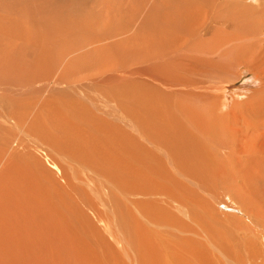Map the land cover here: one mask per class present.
<instances>
[{"label":"rangeland","instance_id":"rangeland-1","mask_svg":"<svg viewBox=\"0 0 264 264\" xmlns=\"http://www.w3.org/2000/svg\"><path fill=\"white\" fill-rule=\"evenodd\" d=\"M224 1L37 0L22 27L7 11L0 264H264L263 21Z\"/></svg>","mask_w":264,"mask_h":264},{"label":"bare ground","instance_id":"bare-ground-1","mask_svg":"<svg viewBox=\"0 0 264 264\" xmlns=\"http://www.w3.org/2000/svg\"><path fill=\"white\" fill-rule=\"evenodd\" d=\"M37 0H0V28H3L4 26H6V24H7V22L9 21V20H11L14 24H15V20H14V18H13V16H11V15H9V12L10 11H23L24 12V14L22 15L23 17L20 19V24L19 25H16V26H18V27H22L23 26V24H22V22H23V20L24 19H26V20H29V21H33V23H36V21H37V19L39 18V16L34 12V8L36 7V5H35V2H36ZM82 2H83V0H81ZM256 2H258L259 0H255ZM42 2V4H44V1H41ZM75 2L76 3H80V0H75ZM165 3H167L168 4V2H170V1H164ZM87 3V0H85L84 2H83V4L82 5H85ZM223 5H224V8L225 9H227V10H229V12H228V16L227 17H225V19L226 18H228V19H230V20H233V21H236V20H239V21H241V23L244 21V24L243 25H245L247 22L249 23V22H251V23H257V20H259V19H261L262 21H263V24H258V26L259 27H261V29L262 30H264V3H263V5H261V6H258L259 5V3H257V6L259 7V8H256V9H254L253 10V8L250 6L249 8H248V10H247V4L246 3H244V2H241V1H239V0H229V2H225L224 1V3H223ZM172 6V5H171ZM50 9V7H47V10H49ZM7 11H9V12H7ZM81 17H82V15H81ZM219 19H223V18H219ZM227 19V20H228ZM224 20V19H223ZM236 28V27H235ZM237 28H240V29H242L243 30V27H241V26H237ZM245 28V31H246V34H245V32L243 33V31H242V33H240V35L242 36V34H243V37H246V35H247V32H249L248 31V27H244ZM10 29H17V27H11ZM247 29V30H246ZM234 30V29H233ZM237 31H239V30H237ZM110 32H111V30H110ZM241 32V31H240ZM106 33H108V32H106ZM112 33V32H111ZM117 33V32H116ZM0 34H2V35H4V32L3 31H1L0 32ZM21 33L20 32H18L16 35H20ZM232 34H235V32L234 33H232ZM108 35H110V34H108ZM111 35H113V34H111ZM7 36H13L12 34H10V35H7ZM239 36V35H238ZM240 36V37H241ZM9 38V37H8ZM0 39H2L1 37H0ZM254 39H256V38H253L252 39V41L254 40ZM4 40V39H3ZM6 40V39H5ZM4 40V41H5ZM257 40V41H256ZM254 42H256V44H252V43H250V45L252 44V45H257V46H259V51L257 50L256 52H253L254 53V55L256 56V59H259V63L261 64V66H259L258 65V63H256V64H254V63H252V65L253 66H250V67H252L251 69H255L257 66L259 67V70L260 71H264V39H262L261 37H258V39H256ZM1 41V40H0ZM6 41H8V40H6ZM0 45H3V44H0ZM234 45V44H233ZM248 45V44H247ZM246 46V45H245ZM244 46V47H245ZM249 46V45H248ZM247 46V47H248ZM231 47H233V46H231ZM246 47V48H247ZM233 48H235V47H233ZM249 48V47H248ZM239 49H240V46H239ZM2 50H4V49H2ZM8 50H10V49H8ZM241 51H243V48L241 49ZM247 51H249V50H247ZM246 51V53H248ZM251 51V50H250ZM249 51V52H250ZM23 52V51H22ZM232 52H235L234 51V49L232 50ZM244 52V51H243ZM19 53V52H18ZM21 53V52H20ZM29 53V52H28ZM230 53V52H229ZM245 53V52H244ZM246 53H245V55H246ZM4 54H7V52H5ZM249 54V53H248ZM247 54V55H248ZM252 54V52L250 53V55ZM11 55H13V53L11 54ZM10 54H9V56H7L8 58L7 59H9V60H11L10 58H12L13 59V57L11 56ZM23 55V57L22 58H24V55L25 54H22ZM30 55L32 56V53H30ZM233 55V54H232ZM236 55V54H235ZM244 55V56H245ZM28 56H29V54H28ZM30 56V57H31ZM227 56V55H226ZM243 56V57H244ZM253 56V55H252ZM0 57H3V56H0ZM6 56H4V58H5ZM25 57H27V56H25ZM249 57V56H248ZM16 58V57H15ZM21 58V57H20ZM26 59V58H25ZM248 59V58H247ZM247 59H245V60H247ZM29 60V59H28ZM226 60V59H225ZM225 60H224V62H225ZM233 60L235 61V63L237 64L238 63V61L240 60V59H238V58H236V56L235 57H233ZM237 60V61H236ZM252 60V59H251ZM254 60V59H253ZM1 62V61H0ZM24 62H26L25 60H24ZM27 62H29V61H27ZM26 62V63H27ZM21 63H23V62H21ZM20 63V64H21ZM23 64H25V63H23ZM28 64V63H27ZM31 64H33V63H31ZM241 64V63H240ZM194 65H196V64H194ZM239 65V64H238ZM223 66V68H226V66L227 65H222ZM232 66V65H231ZM28 67V66H27ZM194 67H196V66H194ZM216 67V66H215ZM228 67V66H227ZM198 68V67H197ZM229 69V68H228ZM227 69V70H228ZM23 70V69H22ZM193 70V69H192ZM192 70H191V72H192ZM198 71V70H197ZM258 71V70H257ZM260 71H258L260 74L262 73V72H260ZM191 72H187V74L188 73H191ZM201 72V71H200ZM254 72V71H253ZM258 72H257V74H258ZM210 73V72H209ZM193 74H194V72H193ZM205 74H208L206 71H204V75ZM203 75V76H204ZM210 75H214V74H210ZM209 75V76H210ZM223 76H226V75H224V74H222ZM256 75V74H255ZM197 76V75H196ZM202 76V75H201ZM174 77H176V76H174ZM197 77H200V75H198ZM211 77V76H210ZM255 77H257V76H255ZM254 77V78H255ZM264 77V76H263ZM177 78V77H176ZM185 78H187V79H189V80H192V77H186L185 76ZM259 79V78H258ZM196 80V79H195ZM252 80V79H251ZM255 80V79H254ZM261 80V83L260 84H262V82L264 83V81H263V79H260ZM183 81V80H182ZM197 81V80H196ZM196 81H194V83L196 82ZM184 82V81H183ZM193 82V81H192ZM213 84V83H212ZM217 85V84H216ZM220 86H221V84H220ZM221 90V89H220ZM259 92H260V95L259 96H261L262 97V101L264 100V89H262V90H258ZM215 98V97H214ZM260 98V97H259ZM63 116V115H62ZM62 118V117H61ZM258 121V120H257ZM263 123V122H262ZM260 125V124H259ZM258 128V127H257ZM117 137V136H116ZM110 140V139H109ZM96 141H98V140H96ZM95 142V141H94ZM101 142V141H100ZM108 142V141H107ZM101 145V144H100ZM119 147V146H118ZM103 149V148H102ZM263 149H264V146H263ZM107 150V149H106ZM121 152V151H120ZM121 153H123V150H122V152ZM109 154V153H108ZM110 156V155H109ZM107 158V162L105 161V164H107V165H105V166H102L103 167V170H108V171H111L110 173H109V175H111L116 181H118V182H120V183H122V185L125 183V181L127 182V181H129V176L130 175H132V173H129V172H127V170L128 169H126V168H123L121 165H116V166H113L112 165V163L114 162L113 160H112V157L110 156V157H106ZM121 160H123L122 158H121ZM32 164V163H31ZM61 171V170H60ZM61 173H62V171H61ZM138 173V172H137ZM137 173H134L133 175H135V174H137ZM262 174V173H261ZM260 174V175H261ZM138 175V174H137ZM136 175V176H137ZM110 176V177H111ZM53 177V176H52ZM129 178V179H128ZM138 178V177H137ZM257 178V177H256ZM67 179V178H66ZM255 179V178H254ZM52 180V179H51ZM137 180V179H136ZM141 180H143V179H141ZM249 180H251V179H249ZM248 180V181H249ZM253 180V179H252ZM255 180H257V179H255ZM259 180V179H258ZM132 180L130 179V182H131ZM54 182V181H53ZM132 182H134V181H132ZM257 182V181H256ZM137 183L139 184V182L137 181ZM257 183H259L260 184V182L258 181ZM69 184V183H68ZM133 184V183H132ZM143 185V184H142ZM140 187V186H139ZM138 188V187H137ZM146 188V187H145ZM65 189V188H64ZM259 189V188H258ZM68 190V189H67ZM146 190V189H145ZM71 191V190H70ZM150 192V191H149ZM72 194V193H71ZM70 193H69V195L70 196H72ZM261 196H264V189H262V194H261ZM33 197V195L30 197V201L31 200H33V199H31ZM49 200V199H48ZM44 201V200H43ZM32 202H34V201H32ZM37 202H40L39 200L37 201ZM256 205V204H255ZM36 207H38V206H36ZM35 207V208H36ZM58 207V206H57ZM53 208V207H52ZM55 208V207H54ZM73 208V207H72ZM28 209V208H27ZM71 209V208H70ZM76 209V208H75ZM254 210H255V206H254ZM36 211H38V210H34L33 212H36ZM30 212H32V211H30ZM58 212V211H57ZM70 212V211H69ZM243 212V211H242ZM129 214H131V213H129ZM69 215V214H68ZM74 216V215H73ZM72 216V217H73ZM64 218H66V217H64ZM68 218V217H67ZM74 218H75V220H76V222H77V219H76V214H75V216H74ZM78 218V217H77ZM54 220V219H53ZM57 220V219H56ZM59 220V219H58ZM79 220V219H78ZM131 220V219H130ZM64 221V220H63ZM67 221V220H66ZM132 221H134V220H132ZM55 222V221H54ZM57 222V221H56ZM68 222V221H67ZM70 222V221H69ZM134 223H135V221H134ZM137 223V222H136ZM262 223V222H261ZM61 224L62 223H60V226H61ZM64 224V223H63ZM77 224H78V222H77ZM77 224H75L74 226H73V228L71 229V231L72 232H76L77 234H79L80 233V235H82V233H81V231H80V227L77 225ZM138 224V223H137ZM139 225V224H138ZM57 226H59V224L57 225ZM65 226V225H64ZM62 227V226H61ZM57 228V227H56ZM139 228H140V225H139ZM35 229V228H34ZM60 229V228H59ZM33 231V230H32ZM63 232V231H62ZM58 233V232H57ZM64 233V232H63ZM70 233V232H69ZM56 234V233H55ZM59 234V233H58ZM62 234V233H61ZM65 234V233H64ZM76 234V235H77ZM69 235H71V234H69ZM75 235V234H74ZM76 237H78V236H76ZM67 239V238H66ZM78 239V238H77ZM76 239V240H77ZM55 240V239H54ZM71 240V239H70ZM74 240V239H73ZM104 240L106 241V239L104 238ZM142 240V242L143 241H146L147 239L146 238H142L141 239ZM46 241V240H45ZM56 241V240H55ZM60 241H62V239L60 240ZM197 241V240H196ZM69 242V241H68ZM80 242V241H79ZM86 242V241H85ZM84 242V243H85ZM56 243V242H55ZM83 243V242H82ZM147 243H148V240H147ZM140 244V243H139ZM138 244V245H139ZM252 244V243H251ZM250 244V245H251ZM57 245H59V244H57ZM48 246V245H47ZM257 247V246H256ZM255 248V247H254ZM258 249V248H257ZM256 249V251H257V254H258V251H260L261 252V250L260 249H258L257 250ZM61 250V249H60ZM59 251V250H58ZM253 251H254V249H253ZM58 253V252H57ZM255 253V252H254ZM263 254V253H262ZM44 255H46V254H44ZM48 255V254H47ZM260 255V254H259ZM256 256V255H255ZM46 257V256H45ZM257 257V256H256ZM52 258V257H51ZM259 258L260 259H262V257L261 256H259ZM249 260V259H248ZM256 260H258V259H256ZM264 260V259H263ZM45 261V260H44ZM252 261H254V260H252ZM256 262V261H255ZM46 263V262H45ZM44 263V264H45ZM253 263V262H252ZM264 263V262H263ZM255 264V263H254Z\"/></svg>","mask_w":264,"mask_h":264}]
</instances>
